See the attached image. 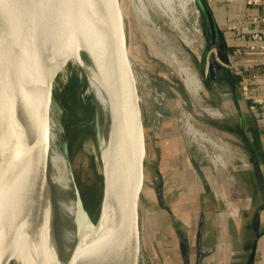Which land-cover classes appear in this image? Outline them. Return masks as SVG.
<instances>
[{"label":"bare ground","instance_id":"obj_1","mask_svg":"<svg viewBox=\"0 0 264 264\" xmlns=\"http://www.w3.org/2000/svg\"><path fill=\"white\" fill-rule=\"evenodd\" d=\"M154 1L171 11L173 2L183 10L189 0ZM116 2L0 0V264H68L76 241L89 237L75 224L77 186L68 157L54 143L52 102L47 108L54 79L68 62L81 68L98 110L108 205L115 204L119 190L128 222L136 219L128 173L116 187L118 163L109 134L108 109L119 105V85L125 87L102 52L113 45L106 12ZM27 7L29 24L21 18ZM135 7L142 11V0ZM179 72L195 94L200 86L195 73L188 67ZM89 255L90 264H121L113 238L90 242Z\"/></svg>","mask_w":264,"mask_h":264},{"label":"crops","instance_id":"obj_2","mask_svg":"<svg viewBox=\"0 0 264 264\" xmlns=\"http://www.w3.org/2000/svg\"><path fill=\"white\" fill-rule=\"evenodd\" d=\"M197 1L211 55L226 53L228 64L192 93V111L226 162L213 165L190 140L175 103L142 110L145 262L264 264V107L243 90L264 96V0Z\"/></svg>","mask_w":264,"mask_h":264},{"label":"rangeland","instance_id":"obj_3","mask_svg":"<svg viewBox=\"0 0 264 264\" xmlns=\"http://www.w3.org/2000/svg\"><path fill=\"white\" fill-rule=\"evenodd\" d=\"M142 2L143 10L140 12L135 7L137 0H120L118 6L124 16L128 54L137 76L144 114L150 112L153 103L157 104V94L164 93L167 101L178 106L177 119L182 130L185 132L182 115H189L194 127L209 139L204 143L207 152L221 155L226 162L221 151L224 147L217 141L216 133L195 119L192 92L179 72L180 67H188L197 76L201 87L209 81L210 37L197 0H189L183 10L173 2V12L154 0ZM51 113L55 146L61 152L62 148L66 150L84 207L95 221L103 187L99 157L101 128L95 101L87 92L85 76L81 68L71 62L54 79ZM145 124L144 119L143 127ZM196 138H199L198 134ZM210 142H215L219 149H215ZM142 212L139 208L140 221ZM11 264L16 263L12 261Z\"/></svg>","mask_w":264,"mask_h":264},{"label":"water","instance_id":"obj_4","mask_svg":"<svg viewBox=\"0 0 264 264\" xmlns=\"http://www.w3.org/2000/svg\"><path fill=\"white\" fill-rule=\"evenodd\" d=\"M117 1V0H116ZM120 0H118L119 2ZM22 20L30 23V9L24 10ZM107 22L113 40L112 46L102 48L110 69L124 82L125 87L119 85L123 91V98L119 105L108 109L112 156L118 163L115 178L116 187L123 175L131 178V197L133 213L136 219L130 224L126 218L123 197L118 190V199L113 206H109L106 178L102 175V196L97 219L89 217L82 198L76 193V208L74 220L79 232H89V237L83 243H75L68 264H90L89 244L104 238H113L118 246L121 264H145L142 226L139 216L140 195L144 179L145 134L142 120V98L138 90L137 76L134 72L127 49V35L124 16L121 7L116 2L106 12ZM219 60V63L216 61ZM228 64L226 53L216 51L208 61V71L211 78H216L217 70ZM52 88L48 94L47 108L52 102ZM123 88V89H122ZM66 155V150L62 148ZM100 152V151H99ZM101 161V159H100ZM139 216V219H138ZM4 237L0 235V245Z\"/></svg>","mask_w":264,"mask_h":264},{"label":"built area","instance_id":"obj_5","mask_svg":"<svg viewBox=\"0 0 264 264\" xmlns=\"http://www.w3.org/2000/svg\"><path fill=\"white\" fill-rule=\"evenodd\" d=\"M209 1H212V0H209ZM223 1H230V0H223ZM243 90H244V93L247 95V96H249V98H250V102H251V104H252V106L253 107H259V106H261V107H264V96H256V95H253V93L247 88V86H244V88H243ZM167 101V99H166V97H165V94L164 93H158L157 94V97H156V102H157V104H159V105H162V104H164L165 102ZM183 116V121H182V125L184 126V128H185V132H186V134L188 135V137L193 141V142H195L196 140H198V142H197V145L200 147V149L204 152V154L207 156V158L213 163V165H215V166H223V160H222V156L221 155H219V154H217V153H212V154H209L208 152H207V150H206V146L204 145V143L206 142L207 143V141H204V140H202V139H200V138H195V137H193L191 134H189L188 132H187V126L188 125H190L192 128H195L194 127V125H193V123H191L190 122V116L189 115H187V116H185L184 114L182 115ZM196 129V128H195ZM197 130V129H196ZM197 131H199V130H197ZM201 134H203L205 137H206V134L204 133V132H201V131H199ZM210 144H212V146H214V148L215 149H219L218 147H217V145H216V143L214 142V143H211L210 142ZM218 156H219V158H218ZM220 157H221V159H220ZM230 212L232 213V214H235V209H231L230 210Z\"/></svg>","mask_w":264,"mask_h":264},{"label":"trees","instance_id":"obj_6","mask_svg":"<svg viewBox=\"0 0 264 264\" xmlns=\"http://www.w3.org/2000/svg\"><path fill=\"white\" fill-rule=\"evenodd\" d=\"M197 6H198L199 10L201 11V8H200V6H199V4H198V1H197Z\"/></svg>","mask_w":264,"mask_h":264}]
</instances>
